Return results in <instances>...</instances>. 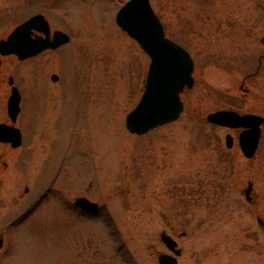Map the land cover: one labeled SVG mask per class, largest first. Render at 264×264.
I'll return each instance as SVG.
<instances>
[{"label": "rangeland", "instance_id": "rangeland-1", "mask_svg": "<svg viewBox=\"0 0 264 264\" xmlns=\"http://www.w3.org/2000/svg\"><path fill=\"white\" fill-rule=\"evenodd\" d=\"M8 1L25 7L24 0ZM31 1L29 13L40 9L70 35L44 54L41 87L65 89L66 99L72 89L66 120L76 153L61 166L57 157L45 171L42 182L55 189L10 229L2 261L158 264L157 253L168 251L159 237L165 231L181 248L177 264H264V230L256 220L264 218V122L247 158L236 131L206 119L218 109L264 117V0H150L166 36L190 52L194 83L181 93L179 117L144 134L125 126L149 64L115 23L125 0ZM23 76L28 88L38 86L36 75ZM11 177L0 172V199L9 198ZM249 181L250 202L242 192ZM73 196L99 209L80 215L65 205Z\"/></svg>", "mask_w": 264, "mask_h": 264}, {"label": "flooded vegetation", "instance_id": "flooded-vegetation-1", "mask_svg": "<svg viewBox=\"0 0 264 264\" xmlns=\"http://www.w3.org/2000/svg\"><path fill=\"white\" fill-rule=\"evenodd\" d=\"M3 1L5 0H0V44L2 41H7L13 30L28 21L30 17L37 14L42 17H37L34 21L37 26L29 29L26 25L21 33L14 35L13 42L24 46L21 56L12 50H0V172L10 173L12 176L7 188L11 192L9 198L0 199V219L3 218L0 220L2 222L0 225V264H5L2 259L6 255L10 229L22 224L26 216L32 213L38 204L55 189V183L44 184L42 182L45 180V171L50 174L57 157L61 158L59 160L61 166L65 159H69L68 163H70L76 153L73 135L75 131L73 132L70 128L72 120L70 121V118L66 120L70 114L71 102L75 101L72 89H68V99H66L63 98L65 89L50 91L48 88L41 87V75H44V54L55 52L68 43L70 35L68 33L67 42L56 47L43 48L32 54L31 51H34L40 42L44 44L46 39L51 41L54 31L59 28L53 27L50 19L40 9H34L29 13L27 6L32 4L31 0H24L25 7L23 8L13 7L12 2ZM23 75H36L38 86L28 88ZM53 75L57 78L53 79ZM50 79L56 83L59 78L56 73H51ZM14 94L19 96V100L18 112L15 118H12L9 114L8 103ZM56 101V105L52 106ZM59 101L63 104L61 109ZM71 116H74V110ZM233 130L238 134L240 129ZM66 150H68L67 156L64 155ZM53 160H55L54 164ZM20 178L26 182H18ZM29 192H35L31 198L27 197ZM76 198V196L68 197L64 201L68 208L71 207L80 215H89L99 209L98 204L94 211L82 208L75 204ZM260 218L261 223H257L259 228L264 230V218ZM161 243L165 246L162 240ZM166 253L171 254L172 252L168 250Z\"/></svg>", "mask_w": 264, "mask_h": 264}, {"label": "water", "instance_id": "water-1", "mask_svg": "<svg viewBox=\"0 0 264 264\" xmlns=\"http://www.w3.org/2000/svg\"><path fill=\"white\" fill-rule=\"evenodd\" d=\"M37 17L41 18L42 15H34L28 21L18 25L8 40L1 42L0 50H12L21 56L24 46L13 42V37L21 33L26 25L29 29L37 26L34 24ZM114 20L119 28L135 40L149 57L143 91L135 106L125 116V126L131 133L144 134L179 117L184 106L181 93L191 88L194 83L192 75L194 61L180 43L165 35L163 24L150 0H126L117 9ZM68 40L69 35L66 32L55 30L51 41L46 39L44 44L40 42L31 52L34 54L43 48L56 47ZM56 78L53 75V79ZM18 100L17 94L10 97L8 109L12 118H15L18 112ZM206 119L210 123L232 129L241 128L237 134L239 148L247 158L254 155L260 138V125L264 121L262 115L250 112L240 113L234 109H218L207 113ZM232 144L233 137L227 133L225 145L229 148ZM252 186V181H249L242 190L248 202L252 200ZM75 204L88 210L97 208L96 202L85 197L76 198ZM257 222L261 223L259 216ZM161 240L173 254L160 252L157 256L158 263L177 264L176 256L181 250L176 247V241L166 232L161 233Z\"/></svg>", "mask_w": 264, "mask_h": 264}]
</instances>
